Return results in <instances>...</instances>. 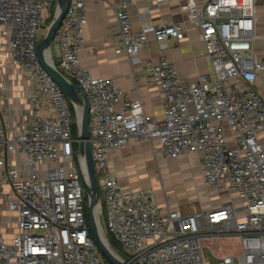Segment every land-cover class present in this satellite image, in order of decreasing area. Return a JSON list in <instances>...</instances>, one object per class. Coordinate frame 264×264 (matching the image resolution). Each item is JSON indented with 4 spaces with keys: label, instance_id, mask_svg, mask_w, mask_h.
Returning <instances> with one entry per match:
<instances>
[{
    "label": "built area",
    "instance_id": "2783aa9c",
    "mask_svg": "<svg viewBox=\"0 0 264 264\" xmlns=\"http://www.w3.org/2000/svg\"><path fill=\"white\" fill-rule=\"evenodd\" d=\"M137 1L120 0L115 9L116 52L133 64L142 62L150 38L161 50L185 39L183 23L147 22L154 5L174 0L145 6L146 22L135 32L130 6ZM249 1L181 6L200 32L212 73L186 80L162 57L150 69L162 96L163 118L156 120L140 99L80 64L90 0H69L52 45L57 62L51 57L87 98L100 225L128 264H264V41ZM54 7L56 0H0V264H108L86 224L76 110L37 55ZM130 140L150 141L157 161L198 156L204 188L234 200L209 211L163 213L153 191L124 190L110 170L111 153ZM233 241L238 249L230 254ZM219 242L225 245H213Z\"/></svg>",
    "mask_w": 264,
    "mask_h": 264
},
{
    "label": "crops",
    "instance_id": "0c3cea01",
    "mask_svg": "<svg viewBox=\"0 0 264 264\" xmlns=\"http://www.w3.org/2000/svg\"><path fill=\"white\" fill-rule=\"evenodd\" d=\"M120 0H90L87 8V24L84 26V49L79 59L93 77L112 80L127 93L131 100L140 99L147 117L163 118L162 96L151 81L150 69L162 57L175 63L179 75L186 80L197 81L200 76L212 73L208 57L200 39V32L181 6L187 0H174L160 6H153L147 21L156 27L168 24H184L185 39L178 42L171 39L167 48L161 50L153 38L141 51L140 64H133L125 54L116 52L119 25L115 9ZM154 0H140L130 6V17L135 32H140L146 21L141 13ZM255 9L257 36L264 41V0L249 1ZM19 89V88H17ZM21 96L19 104L25 103ZM110 170L124 190L153 191L155 200L163 213L168 209L191 214L195 211H209L227 205L234 198L207 191L201 179V165L198 156L185 155L176 160L157 161L152 153L150 141L130 140L127 145L111 153Z\"/></svg>",
    "mask_w": 264,
    "mask_h": 264
},
{
    "label": "water",
    "instance_id": "95a60500",
    "mask_svg": "<svg viewBox=\"0 0 264 264\" xmlns=\"http://www.w3.org/2000/svg\"><path fill=\"white\" fill-rule=\"evenodd\" d=\"M69 0H56V10L53 20L49 24L44 38L37 46V55L43 69L49 73L54 81L62 89L64 95L71 101L75 108L76 122L78 128V148L79 154L85 160L87 180H84V186L87 191L88 212L90 219V231L94 243L99 249L100 253L108 264H128L124 262L121 257L110 247V244L100 225V190L96 171L94 167V160L92 149L90 145L89 133V110L87 98L79 86L70 83L54 66L51 49L54 37L63 19L67 13ZM79 112L81 117L79 118ZM98 215L96 217L95 211Z\"/></svg>",
    "mask_w": 264,
    "mask_h": 264
},
{
    "label": "rangeland",
    "instance_id": "374dc122",
    "mask_svg": "<svg viewBox=\"0 0 264 264\" xmlns=\"http://www.w3.org/2000/svg\"><path fill=\"white\" fill-rule=\"evenodd\" d=\"M48 26H49V25H48ZM48 26L46 27V29H45L44 32L42 33L41 40L44 38ZM41 40H40V41H41ZM51 52H52V56H53L55 62H57L56 59H57V55L59 54V47H58L57 45L52 46ZM218 194L221 195L220 193H218ZM85 196H86V202L88 203V199H87V191H86V189H85ZM222 196L225 197L224 194H222ZM88 213H89V212H88ZM99 219H100V222H102V220H103V216H102V215H99ZM219 244H221V245H225L224 242L214 243L213 245L215 246V245H219ZM228 245H230V248H229V250H228L229 253H230V254H234V253H236V251H237V249H238V243H237V241L229 242ZM117 248H118L117 251H118V252L120 251V253H122L121 248H120L119 246H118ZM117 251H115V252L118 254ZM221 253H226V251H225L224 249H221ZM206 254L208 255V252H207V251H206ZM208 260H209L211 263H215V261L212 260V259H208Z\"/></svg>",
    "mask_w": 264,
    "mask_h": 264
},
{
    "label": "trees",
    "instance_id": "16d2710c",
    "mask_svg": "<svg viewBox=\"0 0 264 264\" xmlns=\"http://www.w3.org/2000/svg\"><path fill=\"white\" fill-rule=\"evenodd\" d=\"M54 14H55V7L53 9V15H52V17H54ZM52 20H53V18H52ZM52 20H50V22L47 23V26L51 23ZM73 133H74V137L77 139V137H78V128H77V125L74 126ZM75 148L77 149V145L75 146ZM102 216L104 218V213H103ZM85 218H86L87 227H88V229L90 231L91 224H90V219H89L88 203L87 202H86V208H85ZM90 233H91V231H90ZM108 239H109V243L111 244V246L115 249V251H117L118 250V248H117L118 247V244L113 239H111L110 237ZM118 253L121 255V257H123V254L120 253V251Z\"/></svg>",
    "mask_w": 264,
    "mask_h": 264
},
{
    "label": "bare ground",
    "instance_id": "6f19581e",
    "mask_svg": "<svg viewBox=\"0 0 264 264\" xmlns=\"http://www.w3.org/2000/svg\"><path fill=\"white\" fill-rule=\"evenodd\" d=\"M80 117H81V114H80V112H79V118H80ZM97 211H98V210L95 211L96 217H97V215H98Z\"/></svg>",
    "mask_w": 264,
    "mask_h": 264
}]
</instances>
